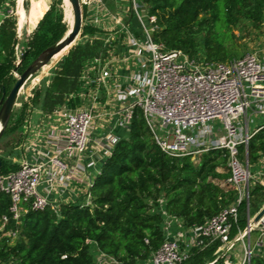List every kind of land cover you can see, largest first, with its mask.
<instances>
[{
  "label": "trees",
  "instance_id": "16d2710c",
  "mask_svg": "<svg viewBox=\"0 0 264 264\" xmlns=\"http://www.w3.org/2000/svg\"><path fill=\"white\" fill-rule=\"evenodd\" d=\"M137 2L145 5L149 14L157 19L155 42L203 62H227L243 57H237L239 37L235 29L242 21L260 24L264 16V0ZM61 4L62 0L55 1L35 31L21 40L16 20L4 21L0 29V109L17 80L15 73L22 74L68 31ZM48 5V0H34V19H39ZM96 33V28L85 24L82 36L92 37ZM67 51L59 54L55 61ZM101 51V41L75 45L62 58L50 85L37 87L33 97L24 99L21 107L14 109L0 139L1 176L19 168L9 156L20 155L18 147L23 142V130L32 112L35 109L52 112L63 101L65 92L78 90L77 78L84 63ZM24 55L18 66L19 58ZM201 156L197 163L192 157L165 155L156 144L142 111L137 109L130 132L121 138L95 180L91 189L92 208L69 203L62 204L57 212L51 207L40 211L27 206L28 212L18 223L10 219L3 227L2 218L9 216L11 201L0 191V264L13 261L94 264L93 244L125 264L146 260L163 243L165 215L180 219L189 227L203 224L235 200L236 191L219 183L230 176V172L218 171L227 166L228 152L212 151ZM241 158L247 159L252 170L264 168V127L252 136L248 152L245 155L241 151ZM258 193L264 195V188L255 187L252 194ZM246 224L247 221L240 218V228L245 229ZM9 231L17 233L14 245L5 236ZM217 247L218 244H214L204 251H195L181 264H206L214 257ZM251 264H264V257L255 255Z\"/></svg>",
  "mask_w": 264,
  "mask_h": 264
},
{
  "label": "built area",
  "instance_id": "2783aa9c",
  "mask_svg": "<svg viewBox=\"0 0 264 264\" xmlns=\"http://www.w3.org/2000/svg\"><path fill=\"white\" fill-rule=\"evenodd\" d=\"M80 4L83 13L91 9L101 15L105 12L103 0H80ZM133 9L147 38L141 41L131 36L127 43L129 55L138 59L139 66L116 86V97L124 106L107 114L110 123L100 131V118L107 115L98 112V104L108 73L103 70L93 77L96 67L87 68L81 89L68 98L76 107L54 113L62 119V127L49 132L47 143L53 152L42 150L22 160L15 172L0 175V191L11 201L9 216L2 218L3 227L10 219L18 223L28 212L27 206L40 211L51 207L58 212L62 204L52 202L51 196L75 193L77 187L82 195L74 204L92 208L91 189L100 174L97 168L111 157L121 140L117 130L129 133L140 109L156 144L169 157L196 159L212 151H227L230 176L225 183L236 191V197L203 224L188 227L165 215L163 243L136 264H181L195 251L214 244H218V257L207 264H251L264 245V214L255 222L258 213L252 216L250 211L253 189L264 188V168L252 170L247 159L241 158V148L246 155L250 139L264 127L258 124L264 121V56L249 53L227 62H199L155 42L156 17L137 0H133ZM100 21V15L93 18L94 25ZM245 202L247 226L241 229L240 209ZM254 233L258 237L252 243ZM5 236L11 244L17 233L9 231ZM93 246L94 264H125Z\"/></svg>",
  "mask_w": 264,
  "mask_h": 264
},
{
  "label": "crops",
  "instance_id": "0c3cea01",
  "mask_svg": "<svg viewBox=\"0 0 264 264\" xmlns=\"http://www.w3.org/2000/svg\"><path fill=\"white\" fill-rule=\"evenodd\" d=\"M103 4L105 8L103 15L95 12L94 9L89 10V12L88 10H85L83 13L86 21L85 24L96 28L98 33L92 37L88 35L81 36L83 40L80 43L86 41H101L103 43V51L84 63L77 78V89H81V78L87 68L96 67L95 71L91 73V76L93 77L102 73L103 70L106 71L108 74L104 82L101 84L98 112L102 111L103 114L107 115L109 112L112 113L124 106V104L119 102L116 97V86L119 85L122 80L127 78L131 72L137 70L139 66L138 59L129 55L127 48L129 38L134 36L136 39L143 41L147 38V35L141 22L134 13L133 0H103ZM33 9L34 0H0V29L5 20L15 19L17 23V33L20 40L23 36H26V34L33 33L45 13L48 11L49 5L43 15L37 20L34 19ZM11 11L13 14L10 17H7ZM99 15L101 21L98 25H94L93 18ZM75 45H77L76 42L62 57L68 55ZM35 83L36 82H34V85H36ZM78 90L72 91L68 98ZM68 98H66V102L63 106L53 109L52 112H44L40 109H35L32 112L23 130V142L18 147L21 155L20 158L22 160L30 159L42 150L53 152V146L47 143L49 132L53 128L62 127V119L54 115L55 111L65 109V107H69V109L76 107V103L74 101L69 102ZM99 123L101 126L100 131H103L110 123V117L107 115L100 118ZM258 124H264V121L260 120ZM117 134L120 137L128 135V133L122 128L117 130ZM67 162L70 163L71 160H67ZM81 195L82 192L80 188L77 187L75 188V193L67 191L63 197L59 198L58 195L55 194L54 196H51L50 200L58 204H68L74 203ZM14 242L15 241H12L11 245H14Z\"/></svg>",
  "mask_w": 264,
  "mask_h": 264
},
{
  "label": "rangeland",
  "instance_id": "374dc122",
  "mask_svg": "<svg viewBox=\"0 0 264 264\" xmlns=\"http://www.w3.org/2000/svg\"><path fill=\"white\" fill-rule=\"evenodd\" d=\"M55 1H58V0H48V4H49L48 11L50 10L52 4ZM67 3H68V1L62 0V4L60 5V7H61V10L63 13V22H65L67 24V27L69 30L71 27V23H70V20L67 16V13H66L68 10L67 5H66ZM85 23H86V21H85V16H84L83 28L85 26ZM234 32L239 37V39L237 40V45H238V51L240 54L237 57L245 56L249 53H256L258 55L264 56V16H263L261 23L257 24V25H255L249 21H242L238 25V27L235 29ZM26 35H29V34H26ZM81 36L82 35H80L79 38L77 39V41H76L77 44H79L83 40V38ZM62 58L63 57L59 58L57 61L50 62L48 65H46V67H44L43 69H41L39 72H37L35 75L32 76V78L27 82V84L23 88V90L19 96V99L17 101V106L15 107V110H18L21 107L22 101L24 99H27L28 97H33L34 90L37 87H39V86L47 87L50 85V83L53 79V76H54L56 70L58 69V67L60 65ZM197 59L199 62H203V60H201L199 58H197ZM20 60H21V58H19V61ZM15 74L17 77L19 76V74H17V73H15ZM34 82H36L35 83L36 85H34ZM70 93H72V92L70 91V92L64 93V95L62 97L63 101L57 107H61L65 104L66 98H68ZM56 108H54V109H56ZM250 113L252 114V112H250ZM251 114L249 116H251ZM258 122H260V120ZM242 123H243V125H245L244 118L242 119ZM253 126L254 125H252V127ZM250 129H251V125H250ZM241 151H243V148H241ZM7 152H9V151H7ZM20 157H21V155H19V156L13 155V156H9V159L12 160V162L14 164H17L18 167H20V164L22 161V159ZM201 158H202V156H198L195 159V161L197 163H199ZM103 165H104V163L99 164V166L97 168L98 173L101 172ZM218 171L222 172V173L229 172L228 164L226 167L219 168ZM216 182H219V181H216ZM219 183L224 188L233 189L232 187L228 186V184L225 183V181H220ZM252 196L253 197H251V201H250V211H251V214L253 215L260 208L262 203H264V195L258 193L256 195L252 194ZM240 218L242 220L245 219V221H247V202H245L241 207ZM246 226H247V224H246ZM257 237H258V235L256 233L252 234V238H251L252 243H254L256 241ZM245 241H246V243H248V239H245ZM258 254L264 257V247L258 251ZM213 256L214 257L212 259L206 261V264L208 262H211V261H214L217 259V257H218L217 250L214 251Z\"/></svg>",
  "mask_w": 264,
  "mask_h": 264
},
{
  "label": "water",
  "instance_id": "95a60500",
  "mask_svg": "<svg viewBox=\"0 0 264 264\" xmlns=\"http://www.w3.org/2000/svg\"><path fill=\"white\" fill-rule=\"evenodd\" d=\"M69 2L73 10V23L70 29L66 32V34L60 41L43 51L40 56L22 74L17 77V80L10 93L5 99H3L2 107L0 109V139L3 136V133L13 114V111L17 106L19 96L27 82L32 78L33 75H35L46 65L52 62L58 54H60L64 50L70 49L75 44L78 37L81 35L84 24V15L80 0H69ZM24 57L25 55L18 62V66L20 65ZM18 66L16 67L15 72H17ZM263 214L264 208L255 216V222H258Z\"/></svg>",
  "mask_w": 264,
  "mask_h": 264
},
{
  "label": "bare ground",
  "instance_id": "6f19581e",
  "mask_svg": "<svg viewBox=\"0 0 264 264\" xmlns=\"http://www.w3.org/2000/svg\"><path fill=\"white\" fill-rule=\"evenodd\" d=\"M65 1H68V3L66 4L67 5V16H68V18H69V20H70V23H71V25H72V23H73V10H72V7H71V4H70V2H69V0H65ZM65 51V50H64ZM63 52V51H62ZM61 52V53H62ZM60 53V54H61ZM59 55V54H58ZM57 55V56H58ZM57 56L53 59V61H55L56 60V58H57ZM0 129H1V125H0Z\"/></svg>",
  "mask_w": 264,
  "mask_h": 264
}]
</instances>
